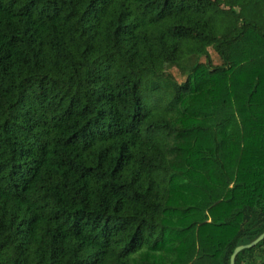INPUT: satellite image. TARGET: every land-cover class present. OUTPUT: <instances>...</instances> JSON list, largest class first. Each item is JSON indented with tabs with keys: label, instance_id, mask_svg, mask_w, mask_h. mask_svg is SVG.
<instances>
[{
	"label": "trees",
	"instance_id": "obj_1",
	"mask_svg": "<svg viewBox=\"0 0 264 264\" xmlns=\"http://www.w3.org/2000/svg\"><path fill=\"white\" fill-rule=\"evenodd\" d=\"M261 11L0 0V264H229L262 233Z\"/></svg>",
	"mask_w": 264,
	"mask_h": 264
},
{
	"label": "rangeland",
	"instance_id": "obj_2",
	"mask_svg": "<svg viewBox=\"0 0 264 264\" xmlns=\"http://www.w3.org/2000/svg\"><path fill=\"white\" fill-rule=\"evenodd\" d=\"M255 19L259 23L262 29H264V13L263 11L255 14ZM204 59L201 58V61ZM195 61L193 56H186L179 58L166 57L164 60L167 72L171 73L176 81H181L184 79L185 73L191 67V64Z\"/></svg>",
	"mask_w": 264,
	"mask_h": 264
},
{
	"label": "water",
	"instance_id": "obj_3",
	"mask_svg": "<svg viewBox=\"0 0 264 264\" xmlns=\"http://www.w3.org/2000/svg\"><path fill=\"white\" fill-rule=\"evenodd\" d=\"M263 238H264V231L262 233H260L255 239H253L252 241H250L249 243L237 245L234 248V250H233V252H232V254L230 256L229 264H234L235 256H236V254L239 251H241L242 249L251 248V247L255 246Z\"/></svg>",
	"mask_w": 264,
	"mask_h": 264
}]
</instances>
